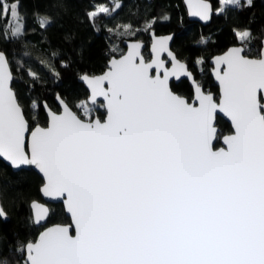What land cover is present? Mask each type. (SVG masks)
<instances>
[{"label":"snow or ice","instance_id":"snow-or-ice-1","mask_svg":"<svg viewBox=\"0 0 264 264\" xmlns=\"http://www.w3.org/2000/svg\"><path fill=\"white\" fill-rule=\"evenodd\" d=\"M195 14L208 18L207 8ZM0 19L4 35L24 34L17 0H0ZM140 47L113 59L104 76L83 77L91 104L106 102L103 119L87 101L82 119L61 100L62 113L50 112L48 126L31 131L0 53V158L15 169L34 165L43 195L63 199L72 218L22 245L23 264H264V51L251 59L233 48L217 58V103L199 86L192 102L171 91L169 77L191 73L179 61L165 68L162 52L176 60L166 39L151 63ZM217 113L234 129L219 149ZM31 207L36 224L48 216L45 206ZM0 219H7L2 206Z\"/></svg>","mask_w":264,"mask_h":264},{"label":"trees","instance_id":"trees-1","mask_svg":"<svg viewBox=\"0 0 264 264\" xmlns=\"http://www.w3.org/2000/svg\"><path fill=\"white\" fill-rule=\"evenodd\" d=\"M100 1L106 2L111 11L90 17ZM212 1L215 9L221 5V0ZM17 3L24 17V34L16 38L4 35L6 23L0 19V50L8 55L14 73L13 86L31 127L47 124L44 100L59 109L57 93L84 117L79 104L88 101V90L81 75L104 71L110 57L123 51L125 38L142 37L151 28L159 33L175 32L173 48L188 62L198 65L205 88L213 92H218V86L210 72L211 56L235 43H243L246 54L258 56L264 38V0H252L251 5L247 0H240L239 6L227 5L222 11H215L207 24L190 19L183 0H115L113 4L109 0H17ZM38 17H47L50 22L41 27ZM245 31L250 33L246 40L237 35ZM172 88L189 98L192 96V87L186 79L172 81ZM33 103L39 107L33 108ZM93 115L103 118L104 106ZM218 124L219 135L232 131L231 124L221 116ZM220 143L219 136L216 146ZM42 183L43 178L34 169L16 171L0 158V196L10 216L7 220L0 219L2 264H21L25 254L19 251L20 247L34 240L42 228L35 224L30 206L32 199H42ZM49 204L48 224L71 221L62 202Z\"/></svg>","mask_w":264,"mask_h":264},{"label":"water","instance_id":"water-1","mask_svg":"<svg viewBox=\"0 0 264 264\" xmlns=\"http://www.w3.org/2000/svg\"><path fill=\"white\" fill-rule=\"evenodd\" d=\"M109 1H110V3H112V4L115 2V0H109ZM183 1H184V3H185V6H186V9H187V12H188V15H189V18H190V19H192V20H197V21H199V22H201V23H203V24H207V23H209V22L212 20V17H213V15H214V13H215V7H214V3H213L212 0H183ZM205 8H207V10H208V18H207V19L202 18L201 15H197V14H195V13H199V12L204 11ZM149 34H150V36H151V38H152L151 43H150V54H151L150 58L147 59L146 56H145V54L143 53V49H144L145 46H146V42H145L144 40L136 39V38H125L124 41H123V42H124V45L126 46L125 51L122 52V53L119 54V55H112V56L110 57V59L108 60L107 67H106V69H105L104 71H102V72H100V73H96V74L83 73V74L81 75L80 79H81V81L85 84V86H86V88H87V90H88L87 100H88V102H89L90 104H91V100H90V97H91V88L89 87L87 81L83 79L84 76H87V77H89V78L104 76V75L109 71V69H110L111 61H112L113 59H120V58H122L123 56H126V55L128 54V52L131 51V47H132L133 44H139V45L141 46V47H140V55L143 57V59H144V61H145L146 63H151V62H153V61L156 59V53L153 51V48H154V46L157 45V42H158L159 40H161V39H166V40H167V48H168V51L172 52V54H173V55L175 56V58H176V60L174 61V60L172 59V57L168 55V52H167V51H166V52H162V53L160 54V59L164 62V66H165V68L171 70V69H173V68L176 66V62L179 61L181 64H184L185 67H186V69H187V71H188L189 73H191L190 76H188V75H179L178 77H177V76H171V77H169L168 85H169V88L171 89V91H172L175 95L181 96V97L187 99L189 102H192L193 100H195V97H196V91H195V89H196L197 86H199L200 89L202 90V92H203L204 94H210V95L213 97V99H214L217 103H219V101H220V99H221V97H222V89H221L220 82H219V80L217 79V75H216V73H217V63H216L217 58H218V57H223V56H225V55H226L231 49H233V48H241V47H243V48L245 49V45H244L243 43H235V44H232V45L228 46L224 51L219 52V53H216V54L212 55L211 58H210V63H211V65H212L210 72H211V75H212L213 78H214V81H215V82L218 84V86H219V94H218V97H217L215 92L206 90L205 87H204V85L198 82V80L196 79V76H195L194 72L189 68V66H188V62L185 61V60H183V59H181V58L177 55L176 51L173 49V47H172V43H173L174 38H175V32L156 33L155 28H151V29L149 30ZM169 38H170V39H169ZM262 43H263V44H262V47H261L260 54H261L262 51H264V38H263V40H262ZM0 53H2V54L6 57V60H7V62H8V68H9V71L11 72V74H12V80L10 81L9 86H10V88L13 90V92L15 93L16 99H17L18 103L20 104V106H21V108H22V110H23V113H24L25 119L28 121L30 131H31V130H34L35 127H36L37 125H39L40 127H47V126H48V122H49V118H50V112H52V113H57V114L62 113V111H63V104H61V100H62L65 104H67L68 107H69L73 112L77 113V115H80V114H79V113H78V112H77V111H76V110H75V109H74V108H73V107L67 102V100H65V99L60 95V93H57V95H56V102H57V104H58V106H59V109H55V108H53V107H52V106H51L46 100H44V101H43V106H44V109H45V111H46V113H47V116H48L47 124H45V125H43V124H36V125H34L33 127H31V126H30V122H29V120H28V118H27V116H26V114H25L24 108H23V106H22V104H21V102L19 101V98H18V96H17L16 89H15L14 86H13L14 73H13V70H12V67H11L10 60H9V58H8V55H7V53H6L4 50H0ZM245 54H246V53H245ZM260 54H259L258 56H251V55H248V54H246V55H247L249 58H251V59H257V58L260 57ZM220 70L223 71V67H221ZM152 72H153V74H156V73L158 72L161 76L163 75V70H162V69H155V68H154V69L152 70ZM182 78H186V79H188V81L190 82L191 86L193 87V96H192L191 98H189L188 96H186V95H184V94L179 93L178 91H176V90H174V89L172 88V81L178 82V81H180ZM105 87L107 88L108 85L105 84ZM98 102H103V105L106 104V102L103 100V97H97V102H96V103H98ZM45 106H46V107H45ZM104 108H105V107H104ZM105 115H106V111H105ZM105 115H104V117H105ZM80 116H81V115H80ZM96 116H98V115H96ZM218 116H221V117H223L224 119H226V120L231 124V126H232V123H231V121H230V119H229L228 117H226L223 113H217V119H216V122H215V123H216V127H217L218 137L220 136V142H221V143H220L219 145L216 146V141H217V140L214 141V146H215L216 149L226 147V146L224 145V143H223V138H224L225 136L231 135V134L233 133V131H234V129H233V127H232V131L227 132V133H224V134H222V135H219L220 130H221V127H220V125L218 124ZM98 117H99V116H98ZM104 117H103V118H104ZM81 118H82V119H85V118L82 117V116H81ZM100 118H101V117H100ZM103 118H102V119H103ZM25 143H26V150H27V149H28V146H29V143H30V135H27V134H26V141H25ZM1 159L4 160L3 158H1ZM4 161H5L7 164H9V165L11 166L10 162H8V161H6V160H4ZM11 167H12V166H11ZM12 168H13V167H12ZM21 169H34V170L37 171V172L40 174V176L43 178V183H42L41 186H40V192H41V195H42V199H39V198H34V199H32L31 202H30V206L32 205L33 202H36V203H38V204H40V205L45 206V207L48 208V210H49V212H48V216L46 217V219L42 220L39 224H36V223H35L37 226H41V225H45V226L40 230V232L38 233L37 237H36L34 240H31V241H28V242H35L36 240H38L40 234L43 233L44 231H46L48 228L54 227V226H56V225H71V224H72V218H71L70 213H68L67 210H66V204H65L64 200H63V199H55V198H51V197H47V196H44V195H43V193H42V191H41V189H42V187H43V185H44V183H45V178L43 177V174L40 173V171H39L34 165H33V166H27V165H26V166H22L20 169H15V168H13V170H16V171L21 170ZM49 202H62V203H63V206H64V208H65V211H66V213H67V215H69L70 218H71V221H70V222H67V223L54 222V223L47 224V223H48L49 214H50V204H49ZM0 206L3 207L5 213L7 214V219H9L10 216H9L8 212L5 210V208H4V206H3L1 196H0ZM31 210H32V215H33V219H34V211H35V210H34L32 207H31ZM7 219H6V220H7ZM3 220H5V219H3ZM71 231H72V234L74 235V234H75L74 227L72 228ZM28 242H27V243H28ZM27 243H26V244H27Z\"/></svg>","mask_w":264,"mask_h":264},{"label":"flooded vegetation","instance_id":"flooded-vegetation-1","mask_svg":"<svg viewBox=\"0 0 264 264\" xmlns=\"http://www.w3.org/2000/svg\"><path fill=\"white\" fill-rule=\"evenodd\" d=\"M156 31V30H155ZM156 33H159V32H157L156 31ZM129 38H136V39H141V40H144L145 42H146V46H145V48L143 49V53L145 54V56H146V58L148 59V58H150V56H151V54H150V43H151V40H152V38H151V36H150V34H149V32H147V33H145L144 34V36H142V37H129ZM174 40H175V38H174ZM124 43V42H123ZM173 43H174V41H173ZM173 43H172V47H173ZM125 49H126V46L124 45V49H123V51L122 52H124L125 51ZM174 49V48H173ZM175 50V49H174ZM176 51V50H175ZM121 52V53H122ZM120 53V54H121ZM177 53V52H176ZM119 55V54H118ZM178 55V54H177ZM181 59H183V60H185V61H187L185 58H183V57H181L180 55H178ZM188 62V61H187ZM188 66H189V68L194 72V74H195V76H196V79L198 80V82L199 83H201V84H203L204 85V82L202 81V77H201V70H200V68L198 67V65H196V63H193V64H191L190 62H188ZM210 67H212V65H211V63H210ZM210 70H211V68H210ZM213 77V76H212ZM183 79H186V78H182L181 80H183ZM180 80V81H181ZM186 80H188V79H186ZM213 80H214V78H213ZM179 82V81H178ZM190 83V82H189ZM214 83L218 86V84L214 81ZM191 85V84H190ZM192 87V86H191ZM205 87V86H204ZM206 89V88H205ZM207 90V89H206ZM209 91V90H208ZM216 93V96L218 97V94H219V86H218V92H215ZM192 96H193V87H192ZM191 96V97H192ZM48 224V223H47ZM42 226V228L45 226V225H41ZM41 228V229H42ZM0 262H1V259H0ZM2 263V262H1Z\"/></svg>","mask_w":264,"mask_h":264},{"label":"rangeland","instance_id":"rangeland-1","mask_svg":"<svg viewBox=\"0 0 264 264\" xmlns=\"http://www.w3.org/2000/svg\"><path fill=\"white\" fill-rule=\"evenodd\" d=\"M227 5H229V4H226V3H225V0H221V5H220L219 7H217V8L215 9V11H216V12H220V11H222ZM100 8H107V9H109V12L111 11L109 5H108L106 2H104V1H100V2L98 3L97 8L94 9L93 12H97V13L100 12V11H99ZM240 33H243V32H240ZM35 60H36V58H35ZM20 62H21V61H19V64H20ZM82 102H84V101H82ZM82 102H81V103H82ZM87 102H88V101H87ZM81 103H80V104H81ZM88 103H89V102H88ZM80 104H79V105H80ZM89 106L93 108V113H95V112H97V110H98L99 107H103L104 105H103V102H98V103H96V105H92V104L89 103ZM79 112L82 113V111H81L80 108H79ZM0 264H2V263L0 262ZM21 264H23V262H22Z\"/></svg>","mask_w":264,"mask_h":264}]
</instances>
